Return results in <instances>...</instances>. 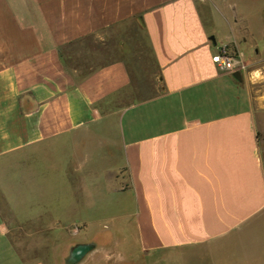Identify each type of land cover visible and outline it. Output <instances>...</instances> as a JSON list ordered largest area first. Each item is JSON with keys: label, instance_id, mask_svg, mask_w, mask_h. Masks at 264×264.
Instances as JSON below:
<instances>
[{"label": "crops", "instance_id": "obj_1", "mask_svg": "<svg viewBox=\"0 0 264 264\" xmlns=\"http://www.w3.org/2000/svg\"><path fill=\"white\" fill-rule=\"evenodd\" d=\"M236 1L0 0V264H264V100L213 60L252 35ZM132 23L163 85L146 102L122 57L69 53H123ZM26 227L59 251L21 257Z\"/></svg>", "mask_w": 264, "mask_h": 264}, {"label": "rangeland", "instance_id": "obj_2", "mask_svg": "<svg viewBox=\"0 0 264 264\" xmlns=\"http://www.w3.org/2000/svg\"><path fill=\"white\" fill-rule=\"evenodd\" d=\"M236 7L240 11L245 29L249 30L252 35L249 38L245 37L247 42L244 44V49L239 50L235 44H230L227 48L231 52L245 55L243 60L246 65V71L244 72L248 74V82L253 86L254 95L264 100V0H237ZM121 30L116 36L127 43L123 53H120L116 46H112V43H109L108 46H102L93 41H85L69 49V53L73 52L76 55L75 64L77 62L82 64V60L87 59L91 62V59H94L93 62L95 64H89V68H92L122 57L127 61L131 74L130 96L132 101L134 103L146 102L161 96L163 85L160 80L159 70L153 60L141 27L136 23H132L122 26ZM225 33H227V30ZM84 55L88 56V58L84 59ZM86 73L88 72L80 74L86 75ZM226 107L228 105L223 106L222 110H225ZM143 108L147 109V111L143 112V116L147 115L148 118L152 117L153 114H155V117H157L156 114L159 116V109H161L159 107ZM156 127L155 129L158 130L159 125ZM23 231L19 248L21 257L31 255L47 256L59 251L60 236L32 227H26ZM33 236H35L36 241L33 240ZM72 253L74 255H72L73 258L71 260H75L76 256L85 255L86 249H80V251L73 249ZM105 255L104 257H107ZM163 256L187 258V252L182 254L167 253Z\"/></svg>", "mask_w": 264, "mask_h": 264}, {"label": "built area", "instance_id": "obj_3", "mask_svg": "<svg viewBox=\"0 0 264 264\" xmlns=\"http://www.w3.org/2000/svg\"><path fill=\"white\" fill-rule=\"evenodd\" d=\"M213 60L223 73L235 74L237 72L246 71L243 57L236 52L229 51L228 48H222L213 57Z\"/></svg>", "mask_w": 264, "mask_h": 264}, {"label": "water", "instance_id": "obj_4", "mask_svg": "<svg viewBox=\"0 0 264 264\" xmlns=\"http://www.w3.org/2000/svg\"><path fill=\"white\" fill-rule=\"evenodd\" d=\"M235 78H237L239 81H242V75L240 72H237L234 74Z\"/></svg>", "mask_w": 264, "mask_h": 264}, {"label": "bare ground", "instance_id": "obj_5", "mask_svg": "<svg viewBox=\"0 0 264 264\" xmlns=\"http://www.w3.org/2000/svg\"><path fill=\"white\" fill-rule=\"evenodd\" d=\"M255 79H257V78H255Z\"/></svg>", "mask_w": 264, "mask_h": 264}]
</instances>
